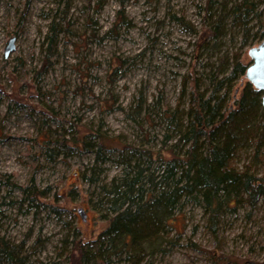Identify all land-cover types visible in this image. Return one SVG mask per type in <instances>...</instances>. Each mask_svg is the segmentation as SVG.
Segmentation results:
<instances>
[{
  "label": "rangeland",
  "instance_id": "374dc122",
  "mask_svg": "<svg viewBox=\"0 0 264 264\" xmlns=\"http://www.w3.org/2000/svg\"><path fill=\"white\" fill-rule=\"evenodd\" d=\"M234 1L0 0V238L22 245L25 264H67L73 239H94L106 226V195L126 172L118 153L147 150L158 160L184 151L166 137L162 114L182 103L184 75L207 77L233 56L248 65L260 43L256 19L247 32L229 20L215 37L221 4ZM252 1L264 21V0ZM246 82L230 84L229 97ZM259 113L264 133L261 104ZM94 133L121 152L104 151L102 161L81 150ZM246 166L264 174L257 138L234 157L235 169ZM143 167L157 174L164 164ZM31 183L43 195L29 202L20 187ZM167 222L159 247L108 264H264V196L252 206L241 197L217 216L186 199Z\"/></svg>",
  "mask_w": 264,
  "mask_h": 264
},
{
  "label": "trees",
  "instance_id": "16d2710c",
  "mask_svg": "<svg viewBox=\"0 0 264 264\" xmlns=\"http://www.w3.org/2000/svg\"><path fill=\"white\" fill-rule=\"evenodd\" d=\"M258 7L259 1L252 0L234 1L231 6L222 3L212 27L215 37L224 33L229 20L247 32L248 22L256 19L254 37L259 43L264 37V21L256 11ZM51 30L53 41L57 34L53 27ZM246 67L238 56H233L230 63L227 58L221 71L207 77H197L193 70L184 75L180 95L184 102L178 106L185 109L179 111L177 106L174 110L164 109L162 114L169 132L166 137L182 142L186 148L181 154L172 149L170 158L158 160L147 150L118 153L126 172L117 183L113 181L106 195L112 210L105 217L106 226L94 239H73L67 264H108L124 252L143 255L159 247L167 220L183 200L191 199L217 216L241 197L252 206L264 196V174L251 172L249 166L243 170L233 167L237 151L255 138L264 147L259 113L261 92L247 81L237 98L228 94V86L245 75ZM207 82L212 86L209 91L202 89ZM229 100L231 105L227 104ZM91 138L94 140L87 144L80 140L84 146L81 150L94 151L97 159H106L104 151L121 152L117 145H108L111 141L99 133ZM152 161H161L164 169L156 170L157 174L144 173L143 165ZM20 189L23 200L29 202L43 195L32 183ZM21 250V244H7L0 238V263L25 264Z\"/></svg>",
  "mask_w": 264,
  "mask_h": 264
},
{
  "label": "water",
  "instance_id": "95a60500",
  "mask_svg": "<svg viewBox=\"0 0 264 264\" xmlns=\"http://www.w3.org/2000/svg\"><path fill=\"white\" fill-rule=\"evenodd\" d=\"M14 50V38H11L4 49V57ZM248 56L251 62L247 65L245 70L246 80L257 90L261 92V106L264 109V37L257 46L251 47L248 50ZM81 219L85 216L81 210L77 211Z\"/></svg>",
  "mask_w": 264,
  "mask_h": 264
}]
</instances>
